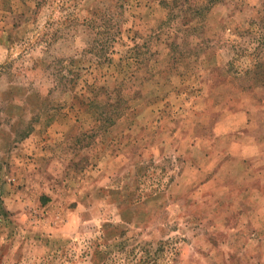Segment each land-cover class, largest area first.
I'll return each instance as SVG.
<instances>
[{
    "label": "rangeland",
    "instance_id": "1",
    "mask_svg": "<svg viewBox=\"0 0 264 264\" xmlns=\"http://www.w3.org/2000/svg\"><path fill=\"white\" fill-rule=\"evenodd\" d=\"M0 207V264H264V0H0Z\"/></svg>",
    "mask_w": 264,
    "mask_h": 264
},
{
    "label": "trees",
    "instance_id": "2",
    "mask_svg": "<svg viewBox=\"0 0 264 264\" xmlns=\"http://www.w3.org/2000/svg\"><path fill=\"white\" fill-rule=\"evenodd\" d=\"M109 35L106 36L105 40L108 38ZM107 43L109 41H106ZM58 73V75H60V71H56ZM75 101H78L80 104H82L83 102L87 101L89 104H96V103H99V101H95V100H90L88 101L87 100V97H85L83 94H80L78 97L75 98ZM100 115H103L102 113ZM105 119H108L109 121L112 122V119H111V115L109 116H104ZM1 207H0V225H3L5 223V219H1V217H3V213L1 211ZM5 216L7 217V214H5ZM156 263V262H155Z\"/></svg>",
    "mask_w": 264,
    "mask_h": 264
}]
</instances>
